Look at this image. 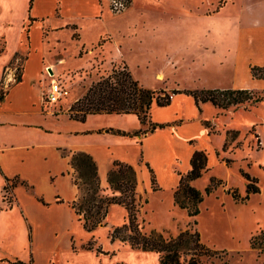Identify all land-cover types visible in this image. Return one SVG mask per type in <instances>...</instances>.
I'll use <instances>...</instances> for the list:
<instances>
[{"label":"rangeland","instance_id":"374dc122","mask_svg":"<svg viewBox=\"0 0 264 264\" xmlns=\"http://www.w3.org/2000/svg\"><path fill=\"white\" fill-rule=\"evenodd\" d=\"M160 1L133 0L129 10L125 11L128 6L121 12H112L107 2L101 0L108 14L98 27L91 23H84L80 29L67 25L68 31L62 30L64 27L57 22L44 19L38 20L33 28L32 22L25 21L21 25L25 0H0V56L3 54L0 62L17 49L3 69V78L9 74L15 81L21 78L27 61L36 58L42 110L52 115L48 117V126L58 129L75 125L63 118L59 120V114L65 113L93 81L107 75L114 67L126 65L141 85L161 96L168 93L173 97L172 104L157 110L158 114L153 116V103L143 125L133 114L94 115L87 123L92 127L125 131L141 128L146 133L140 138L154 132L175 133L189 150L198 147L208 155L209 168L190 184L203 192L212 178L220 182L212 193L203 196L198 205L199 213L188 216L185 209L173 202L176 186L170 189L173 181L170 174L177 175L178 179V174H185L189 168L185 170L186 161L179 156H173L171 164L168 162L170 154L185 152L183 141L154 134L146 138L143 155L155 167L156 185L160 189L153 191L149 186L146 193L138 195L136 220L139 226L145 232L155 230L164 235H176L185 229L198 231L201 242L217 251L202 264H264V248L250 246L252 237L264 233V86L250 88L253 97L260 98L258 102H244L227 109L206 103L197 110L189 98L173 93L177 89L233 88L239 82L245 84L232 55V17L223 15L225 10L231 11L232 1L184 0L191 8L177 14L168 7L164 14L163 7L167 4L163 1L167 0ZM246 5V1L240 0V8ZM246 14L242 15V21L249 18V8ZM206 21L204 35L217 32L208 40L196 33ZM222 21L223 27H220L218 23ZM156 27L161 28V33H156ZM36 73L34 60L22 84L10 91L4 106L23 108L39 101V88L29 85L30 81L36 82ZM4 79L0 81V93L6 94L12 82L5 85ZM51 79L68 90L66 98L55 104H49L45 97ZM22 117L26 121L36 119L35 115ZM151 123L163 127L150 132ZM27 131L20 128L9 137L15 141L29 140L33 136ZM227 131H237V134L226 135ZM143 155L139 158V168L149 177ZM240 171L254 177L259 188L258 193L250 194L242 202L234 200L230 194L235 190L238 198L245 195L247 181ZM154 175L156 177L155 172ZM73 176L74 179L76 174ZM140 179L138 176L139 182ZM144 184L148 185L147 177ZM85 193L83 187L81 195ZM5 195L11 198V192ZM106 216L90 234L73 232L69 242L66 235L63 237L62 244L65 243L67 249L59 251V264H159L157 253L131 249L118 240L111 242L108 236L111 228L124 223L126 216L120 222L111 214ZM80 217L73 213V222L82 226ZM87 243L93 248L88 250Z\"/></svg>","mask_w":264,"mask_h":264},{"label":"crops","instance_id":"0c3cea01","mask_svg":"<svg viewBox=\"0 0 264 264\" xmlns=\"http://www.w3.org/2000/svg\"><path fill=\"white\" fill-rule=\"evenodd\" d=\"M149 1L162 2L160 0ZM231 1V11L227 13L225 10L223 15L229 14L232 17V55L245 84L239 82L230 89L250 90V88H255L256 86H264V79L253 77L250 71L252 66H264V0H244L248 5L244 6V8H240V0ZM29 2L30 0H25V13L21 19V25L25 21L32 22L31 28L39 22L38 20L42 19L46 22H57L59 26L64 27L62 30H68L65 28L67 25H75L80 29L84 23H91L94 27H98L102 19L108 14V10L101 0H32L30 5ZM163 3L167 4L166 7H163L164 14H166L165 8L167 7L169 11L174 10L176 14L178 11H187L186 9L191 8L186 6L184 0H167L163 1ZM132 4L133 0H131L129 7L125 11L129 10ZM237 7L238 9L236 10ZM248 8L249 18L242 21V15L246 14ZM232 9L234 10L233 13ZM187 14L189 15V13ZM198 20H201V18ZM207 24L208 22L206 21L205 25L196 33L208 40L217 32L215 30L205 36L204 30ZM218 25L223 27V21L218 23ZM161 31V28L156 27L157 34L161 33ZM16 50L9 53L5 61L0 62V81L4 79L3 69L5 65L14 56ZM34 60L37 62L36 82L30 81L29 85L39 88V101L37 103L31 102L23 108L18 105L4 106L10 91L22 84L26 77L28 66ZM27 63V67H25L19 80H13L11 74L5 77V85L12 83L4 98L0 100V264H13L16 260L30 262L31 264H59V251L67 249V245H64L65 243L62 244V239L65 235L69 242L73 232L92 233L85 231L79 222H73L74 212L68 203L79 199L81 190L73 182L75 173L69 164V158L62 156L59 148L83 151L92 156L97 165L99 185L104 194H113L106 180L107 171L111 167L112 162L118 160L130 164L135 172L137 169L135 190L138 196L146 193L145 191L149 189V186L151 188L149 171L148 177L139 168V158L144 153L146 138L152 134L175 139H181V137L170 132L164 134L154 132L141 138V135L128 137L112 134L107 131L108 128L105 126L92 127L87 125L90 116L112 114H89L84 122H79L69 119L66 112L60 113L59 120L63 118L65 121L72 122L75 125H71L69 128L60 126L59 129L52 128L48 126V117H52V115L42 110L41 88L38 82L40 78L39 61L36 58H32ZM174 95L189 98L197 110H200L201 105L209 103H201L198 108L191 96L184 93H174ZM172 98L167 106H157L155 104L152 115H157V110L169 107L172 104ZM31 115H35L36 119L26 121L22 117ZM20 128L28 130L27 132L33 137L26 141L11 140L9 134H14ZM201 129L203 130L204 128L202 127ZM135 130L137 128L126 132ZM197 130L199 133V129ZM181 140L183 141V139ZM184 145L185 152L183 154L181 152L170 154L168 162L171 164L173 156H179V158L186 161L185 170H187L190 168L189 160L193 151L202 149L197 147L189 150L185 143ZM143 158L145 159L144 164L147 170L149 167L153 174L155 172L156 180L157 171L155 167L149 163L144 155ZM209 165L207 155L208 168ZM170 175L173 177V181L170 184L171 189L177 186L181 174H178V179L177 175ZM138 176L141 177L140 182ZM14 177H17L19 182L11 190L12 201L11 205H8L3 198V186L5 178L12 179ZM145 177L148 178V185L144 184ZM20 181L27 184V187L21 184ZM108 214H111L115 221L120 222L126 216L127 211L122 205L111 204L108 207Z\"/></svg>","mask_w":264,"mask_h":264},{"label":"trees","instance_id":"16d2710c","mask_svg":"<svg viewBox=\"0 0 264 264\" xmlns=\"http://www.w3.org/2000/svg\"><path fill=\"white\" fill-rule=\"evenodd\" d=\"M32 0H30L29 5ZM73 38L77 36L73 34ZM251 75L255 78H264V66H252ZM19 80V78H17ZM173 93H184L193 98L196 106L209 102L217 108L227 109L230 106L239 105L244 102H257L259 97H253L248 89H193L174 90ZM5 94L0 93V100ZM171 96L163 93L161 96L156 91L141 85L126 65L114 67L105 76L93 81L66 110L69 119L84 122L89 114H133L141 125L146 123L149 109L154 103L157 106L170 104ZM162 124L151 123L150 132ZM108 132L122 136H140L146 133L141 128L126 132L120 129L108 128ZM99 132V131H98ZM236 135L237 131H227L226 135ZM225 145V144H224ZM60 154L69 158V164L74 170L76 177L73 182L82 191L86 189L85 195L77 200L69 202V207L74 213L80 215L82 227L87 232H93L106 218L108 207L111 204L122 205L126 211V221L118 226H113L109 232L111 242L116 240L127 244L131 249L149 251L158 254L159 264H202L205 259L213 257L217 251L210 249L200 240L196 230L185 229L176 235H164L161 232L150 230L143 231L136 220V212L139 205L137 196L136 172L130 164L114 160L107 171V183L112 195H104L99 185L97 165L91 155L83 151H71L59 148ZM190 168L185 174H181L176 189L173 192V202L178 207L185 209L188 216H196L199 213L198 205L203 196L212 193L220 181L212 178L203 192L190 183L199 178L203 171L208 169L207 154L204 150L195 149L191 154ZM147 165V164H146ZM148 167V165H147ZM150 183L153 191L158 190L153 171L148 167ZM242 177L247 181L245 184V195L238 198L235 190L231 191L234 200L244 201L250 194L259 192L256 179L249 173L240 171ZM19 182L17 177L5 178L3 186V198L11 205V198L5 193H10L12 188ZM21 184L27 187L23 181ZM264 233L255 235L250 240L252 248H264ZM88 250L93 247L87 243ZM99 252V249L96 248ZM13 264H31L16 260Z\"/></svg>","mask_w":264,"mask_h":264},{"label":"built area","instance_id":"2783aa9c","mask_svg":"<svg viewBox=\"0 0 264 264\" xmlns=\"http://www.w3.org/2000/svg\"><path fill=\"white\" fill-rule=\"evenodd\" d=\"M107 2L108 8L112 12H121L125 10L131 0H105ZM46 100L49 104L58 103L61 99L66 98L68 95V90L61 86L59 82L55 79H51L47 85Z\"/></svg>","mask_w":264,"mask_h":264},{"label":"water","instance_id":"95a60500","mask_svg":"<svg viewBox=\"0 0 264 264\" xmlns=\"http://www.w3.org/2000/svg\"><path fill=\"white\" fill-rule=\"evenodd\" d=\"M49 72L52 73L51 69H49Z\"/></svg>","mask_w":264,"mask_h":264}]
</instances>
